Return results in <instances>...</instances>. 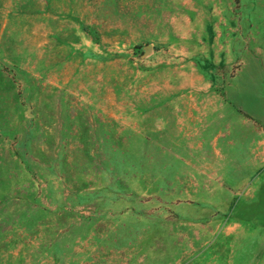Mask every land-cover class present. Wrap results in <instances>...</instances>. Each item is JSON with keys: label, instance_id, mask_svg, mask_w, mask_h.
I'll return each mask as SVG.
<instances>
[{"label": "rangeland", "instance_id": "rangeland-1", "mask_svg": "<svg viewBox=\"0 0 264 264\" xmlns=\"http://www.w3.org/2000/svg\"><path fill=\"white\" fill-rule=\"evenodd\" d=\"M0 264H264V0H0Z\"/></svg>", "mask_w": 264, "mask_h": 264}, {"label": "water", "instance_id": "water-1", "mask_svg": "<svg viewBox=\"0 0 264 264\" xmlns=\"http://www.w3.org/2000/svg\"><path fill=\"white\" fill-rule=\"evenodd\" d=\"M149 50L147 49V52H148Z\"/></svg>", "mask_w": 264, "mask_h": 264}]
</instances>
